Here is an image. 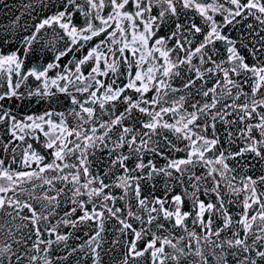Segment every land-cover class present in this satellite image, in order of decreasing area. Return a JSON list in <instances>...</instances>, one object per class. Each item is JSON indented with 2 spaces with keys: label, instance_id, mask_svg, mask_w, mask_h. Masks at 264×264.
Instances as JSON below:
<instances>
[{
  "label": "snow or ice",
  "instance_id": "6c2138e0",
  "mask_svg": "<svg viewBox=\"0 0 264 264\" xmlns=\"http://www.w3.org/2000/svg\"><path fill=\"white\" fill-rule=\"evenodd\" d=\"M0 264H264V0H0Z\"/></svg>",
  "mask_w": 264,
  "mask_h": 264
}]
</instances>
